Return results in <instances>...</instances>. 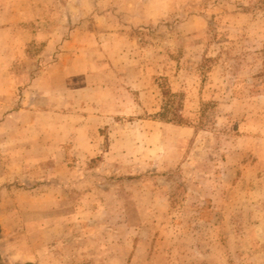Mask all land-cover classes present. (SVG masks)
Returning a JSON list of instances; mask_svg holds the SVG:
<instances>
[{"label":"rangeland","instance_id":"rangeland-1","mask_svg":"<svg viewBox=\"0 0 264 264\" xmlns=\"http://www.w3.org/2000/svg\"><path fill=\"white\" fill-rule=\"evenodd\" d=\"M0 228L3 264H264V0H0Z\"/></svg>","mask_w":264,"mask_h":264},{"label":"crops","instance_id":"crops-1","mask_svg":"<svg viewBox=\"0 0 264 264\" xmlns=\"http://www.w3.org/2000/svg\"><path fill=\"white\" fill-rule=\"evenodd\" d=\"M5 77H6V86H5ZM3 78H4V80H2ZM11 80H14V79H12L10 77V70L6 69V71L5 70H4V72L2 71L1 82L4 84L3 85V89H5V88L7 89V88H11L12 87ZM2 104H3V107H7V102L3 101Z\"/></svg>","mask_w":264,"mask_h":264},{"label":"trees","instance_id":"trees-1","mask_svg":"<svg viewBox=\"0 0 264 264\" xmlns=\"http://www.w3.org/2000/svg\"><path fill=\"white\" fill-rule=\"evenodd\" d=\"M0 234H1V228H0ZM0 259H1V256H0ZM0 264H3L1 260H0Z\"/></svg>","mask_w":264,"mask_h":264}]
</instances>
